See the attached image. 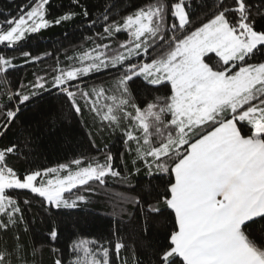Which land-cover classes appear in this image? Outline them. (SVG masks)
Returning a JSON list of instances; mask_svg holds the SVG:
<instances>
[{
    "label": "snow or ice",
    "instance_id": "snow-or-ice-1",
    "mask_svg": "<svg viewBox=\"0 0 264 264\" xmlns=\"http://www.w3.org/2000/svg\"><path fill=\"white\" fill-rule=\"evenodd\" d=\"M197 2L156 0L114 23H108L106 14L103 33L96 39L124 32L129 40L119 48L126 52L112 55L110 45L97 44L79 57H68L73 62L68 70L59 68L51 80L36 75L0 104L5 135L18 117L28 121L24 145L29 151L38 147L46 127L62 124L70 115L82 116L85 110L94 113V122L99 118L113 132H121L135 169L117 170L116 157L108 151L103 163L92 159L86 167L75 159L57 168L18 172L8 157L19 145L6 146L0 150V214L7 219H0V232L27 225L12 193H30L59 217L80 212L108 187L109 178L127 184L135 176L137 184L147 181V188L137 191L134 185L130 191L135 195L124 199L138 209L145 236L151 221L163 217L170 224L149 264H264V0H231L204 20L193 19ZM50 3L31 0L20 8L18 18L0 26V45L15 48L28 36L78 16L91 18L81 0L72 4L82 12L58 17L48 11ZM115 7L114 0L108 11ZM95 26L96 21L85 25ZM211 53L216 59L207 55ZM53 54L33 57L24 52L23 58L37 63ZM257 55L262 62H248ZM15 70L13 60L0 55V80L7 78L6 84L14 86ZM104 73H110L107 87L103 81L76 83ZM53 100L60 102L59 110ZM72 224L79 229L77 220ZM119 232L114 225L107 238L74 240L73 252L83 250L86 256L72 264H127L120 259L125 244ZM58 236L54 224L49 237L55 241ZM114 239L115 260L110 252ZM18 245V237L11 245L3 244L0 264H28ZM52 253V264H64L61 249Z\"/></svg>",
    "mask_w": 264,
    "mask_h": 264
},
{
    "label": "trees",
    "instance_id": "trees-1",
    "mask_svg": "<svg viewBox=\"0 0 264 264\" xmlns=\"http://www.w3.org/2000/svg\"><path fill=\"white\" fill-rule=\"evenodd\" d=\"M113 2L114 0H81V4L89 6L90 19L85 20L82 15L78 16L60 26L28 36L15 48L0 45V55L13 60L16 65L14 86L6 84L7 78L0 80V104L6 102L11 92H18L21 87L28 85L36 75L46 76L51 80L52 75L58 74L59 68L68 70L73 63L68 61V57H79L82 52L95 48L97 44L110 45L109 52L112 55H121L126 52V50L119 48V44L129 40L124 32L113 39L103 36L96 39L98 35L103 33L104 16L107 14L110 17L108 23H114L122 19L123 16L131 14L140 6L155 5L156 0H115L116 7L109 12L108 5ZM171 2L175 3L178 0H171ZM29 3L31 0H0V26L6 27L8 19L18 18L19 9L26 7ZM230 3L231 0H198L192 5L196 11V16L193 19L198 17L200 20H204L206 15L214 12L222 4L228 6ZM92 5L96 7H92ZM9 11L11 17L7 15ZM48 11L52 16L58 17L68 12H82L83 8L76 7L72 4V0H51ZM93 21H96L95 27H85V25L92 24ZM89 37L92 38L91 42L87 39ZM24 52H30L33 57L44 56L47 52L54 54L37 63H26L23 58ZM207 55L216 59L214 53ZM248 62H262V58L257 55L250 58ZM75 63L76 66H80L79 61ZM109 76L110 73H104L102 76H91L83 81H76V83L82 82L91 86L94 81L98 84L103 81L107 87ZM111 94V92L106 93V95ZM52 102L56 104L57 110H59L60 102L57 100ZM100 104L101 106L106 104L103 98H101ZM26 115L30 116V114ZM94 115V113L85 110L82 116L77 115L73 118L70 115L66 120L61 117L63 123H58L53 128L46 127L45 135L40 137L37 142L38 147H35L33 151H29L24 145L28 121L24 120L22 123V118L18 117L6 135L4 128L0 127V150L6 146H12V144L19 145L20 150L8 157V164L18 172H25L29 169L41 171L61 164H70L75 159H81L83 161L81 166L86 167L89 162H92V159H98L103 163L108 151L116 157L114 167L117 170H123L125 173L128 170L135 172L131 166L132 155L125 154L124 137L121 132H113L111 128L106 126V122L102 124L99 118L94 122ZM2 124H4V120L0 119V125ZM93 140L95 147H93ZM96 147L100 148L101 151L97 152ZM133 147H135V142H133ZM125 161H127V166ZM139 166L137 165V167ZM143 176L144 172L141 171L140 177ZM134 185L137 191H140L141 187L147 188V181L140 179L139 184H137V177L133 176L130 183L125 184L109 178L108 187L99 196L93 197L91 202L83 207L80 212H73L70 215L64 214L59 217L53 212L46 211L40 199L33 198L30 193H12L11 195L18 199L19 206L24 210V219L27 221V225L20 224L7 233L0 232V248L5 242L11 245L13 240L18 237V246L22 249L21 254L27 256L28 264H52L55 259L52 253L53 248L62 250L64 264H72L77 258L84 259L86 256L83 250L73 252L71 244L74 240L107 238L115 225L120 229L121 242L125 244V248L120 251V259L126 260L127 264H135L136 259H139L141 264H149V261H154V249L164 242V232L166 229H170V224L163 217L151 221L149 235L145 236L138 209L124 199L135 195L134 192L130 191ZM25 200H30V204L25 205ZM0 219L7 218L0 214ZM72 220L78 221L79 229L73 226ZM54 224L59 230V236L55 241L49 237ZM115 242L114 239L110 250L113 260H115ZM89 247L93 252L95 251L94 246L89 245Z\"/></svg>",
    "mask_w": 264,
    "mask_h": 264
},
{
    "label": "rangeland",
    "instance_id": "rangeland-1",
    "mask_svg": "<svg viewBox=\"0 0 264 264\" xmlns=\"http://www.w3.org/2000/svg\"><path fill=\"white\" fill-rule=\"evenodd\" d=\"M106 111V110H105ZM72 166V168H73V170L75 171L76 169H75V166L74 165H71ZM58 166H55V167H51V168H57ZM41 171H43V170H41ZM62 175H67V172H62L61 173Z\"/></svg>",
    "mask_w": 264,
    "mask_h": 264
}]
</instances>
